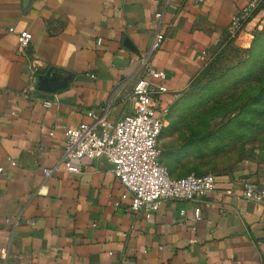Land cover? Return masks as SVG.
<instances>
[{
  "label": "crops",
  "instance_id": "1",
  "mask_svg": "<svg viewBox=\"0 0 264 264\" xmlns=\"http://www.w3.org/2000/svg\"><path fill=\"white\" fill-rule=\"evenodd\" d=\"M248 1L0 0V264H264V206L242 197V180L218 177L200 203L134 212L111 163L64 162L65 132L94 122L89 112L114 123L134 110L140 57L157 31L152 64L167 73L172 105ZM10 27L33 34L27 55ZM33 58L38 75L52 68L72 77L68 86L30 90ZM252 179L264 183V168Z\"/></svg>",
  "mask_w": 264,
  "mask_h": 264
},
{
  "label": "rangeland",
  "instance_id": "2",
  "mask_svg": "<svg viewBox=\"0 0 264 264\" xmlns=\"http://www.w3.org/2000/svg\"><path fill=\"white\" fill-rule=\"evenodd\" d=\"M174 101L158 144L173 176L246 180L264 168V0Z\"/></svg>",
  "mask_w": 264,
  "mask_h": 264
},
{
  "label": "built area",
  "instance_id": "3",
  "mask_svg": "<svg viewBox=\"0 0 264 264\" xmlns=\"http://www.w3.org/2000/svg\"><path fill=\"white\" fill-rule=\"evenodd\" d=\"M194 1L201 3L205 0ZM259 5L260 0H249L232 16L227 28L229 39L238 35L253 18ZM162 15V12L156 13L157 18H162ZM9 30L15 32L21 53L27 55L33 34L27 29L16 30L10 27ZM163 40L164 34L157 31L149 50L140 57L143 74L133 87L134 110L131 113L112 123L104 116L89 112L94 122L81 123L65 132L64 162L67 169L72 168L74 160L82 157L104 158L112 164V171L129 195L130 209L134 212L157 211L164 200L200 203L218 185V177L213 173L173 176L161 159L158 139L170 115L171 105L165 104L163 100V95L169 91L165 84L167 73L153 66L152 56L161 47ZM200 58L207 60L205 51ZM38 68L39 61L31 59L28 64L30 90L38 83ZM44 104L50 106L52 102L45 100ZM9 160L12 165L17 164L14 159ZM2 171L3 167H0ZM53 171V168H44L46 176H50ZM241 195L247 201L264 206V183L252 178L243 180ZM115 204L117 206L118 201ZM182 213H185V209ZM202 218V208L196 204L192 220L197 222ZM8 248L7 245L1 249L3 256L7 255Z\"/></svg>",
  "mask_w": 264,
  "mask_h": 264
},
{
  "label": "water",
  "instance_id": "4",
  "mask_svg": "<svg viewBox=\"0 0 264 264\" xmlns=\"http://www.w3.org/2000/svg\"><path fill=\"white\" fill-rule=\"evenodd\" d=\"M70 75H61L58 71L52 68L48 69L45 74L39 75L38 87L47 92H56L66 88L71 80Z\"/></svg>",
  "mask_w": 264,
  "mask_h": 264
},
{
  "label": "trees",
  "instance_id": "5",
  "mask_svg": "<svg viewBox=\"0 0 264 264\" xmlns=\"http://www.w3.org/2000/svg\"><path fill=\"white\" fill-rule=\"evenodd\" d=\"M229 40H231V39H228L227 42H228ZM227 42H226V43H227ZM179 96H180V95H179ZM179 96H178V98H179ZM178 98H177V99H178ZM177 99H176V100H177ZM176 100H175V101H176ZM173 104H174V103H173ZM173 104H172V105H173ZM172 105H171V108H172ZM161 159H162V161H163L162 156H161ZM170 172H171V171H170ZM171 174H172V173H171ZM204 174H207V173H204ZM198 175H203V174H198ZM183 176H184V175H183Z\"/></svg>",
  "mask_w": 264,
  "mask_h": 264
}]
</instances>
